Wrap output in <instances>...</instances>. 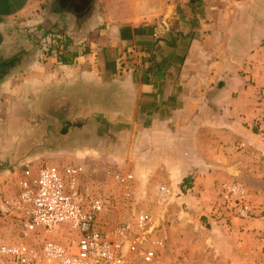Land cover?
<instances>
[{"label":"crops","instance_id":"0c3cea01","mask_svg":"<svg viewBox=\"0 0 264 264\" xmlns=\"http://www.w3.org/2000/svg\"><path fill=\"white\" fill-rule=\"evenodd\" d=\"M243 1L0 0V193L24 163L47 164L28 150L49 139L48 124L61 137L93 125L100 142L113 135V161L126 157L142 185L162 179L210 223L220 182L255 187L264 172V7L247 15ZM71 149L83 160L68 161L83 167L107 153ZM120 195L113 182L114 209L127 204ZM263 208L260 199L255 217L221 227V260L264 264ZM13 238L0 217V245Z\"/></svg>","mask_w":264,"mask_h":264},{"label":"built area","instance_id":"2783aa9c","mask_svg":"<svg viewBox=\"0 0 264 264\" xmlns=\"http://www.w3.org/2000/svg\"><path fill=\"white\" fill-rule=\"evenodd\" d=\"M260 94L264 102V89ZM259 121L264 135V113ZM83 173L78 163H24L11 195L0 200V217L9 222L14 237L0 245V255L11 264H154L158 253L147 240L154 229L152 214L140 209L131 219L110 222L112 203L99 192H84ZM115 179L122 198L130 201L133 175ZM169 193L156 186V204H164ZM207 212L229 223L254 216V205L244 184L223 181Z\"/></svg>","mask_w":264,"mask_h":264},{"label":"rangeland","instance_id":"374dc122","mask_svg":"<svg viewBox=\"0 0 264 264\" xmlns=\"http://www.w3.org/2000/svg\"><path fill=\"white\" fill-rule=\"evenodd\" d=\"M260 6L264 7V0H244L241 4V8L248 11L247 15ZM73 122L74 121H70L68 124ZM49 126L54 127V131L47 133L49 139L47 140L46 137L43 136L41 139L35 141L34 145L28 150L30 154L40 155V157L36 159V162L59 166L67 163H74L71 161L83 159L76 155L74 149L70 150L71 146L80 145V143H82L88 148L93 149L95 146L98 147V145L101 144L107 149V153L98 157L89 154L84 158L85 176L87 181H96L97 192L102 194V196L112 204L113 182L118 184L115 176L124 173H131L133 175V179L129 183L131 196L134 194L133 201L130 203L129 200H124L122 198L123 189L122 186L118 184L120 187L121 200H123V203L127 204L118 206L117 209L113 208V210H115L114 217L118 219L113 220L112 212L108 220L113 223L125 220V218L130 217L140 209L150 212L154 220V229L147 240L149 245L155 247L158 253V257L154 261V264H232V262L228 263L221 260V255H223V253L219 250L222 247L230 246L228 240L223 236L221 227H231L238 219L225 223L221 221L220 218L215 219L210 216L211 222L204 223L201 220L202 216H199V214L193 210L192 206L174 199L171 188L162 179L158 180L154 177L152 180L142 185L141 177L143 174L134 171L131 167L129 170V166L131 165L128 166L125 164L124 160L126 157H119L118 160L113 161V156L109 155L112 152L109 148H113V135L108 137L104 134L105 139L100 142L99 139H95L93 136V132L96 130L93 125H88L86 127L87 132L70 126L68 133L62 137L57 133L61 127L59 123L48 124L47 127ZM96 127H98V124H96ZM54 136H56V138H54ZM84 136H86V138ZM67 144H69V150L67 153H64V147L67 146ZM68 160L71 161L69 162ZM125 170L127 171L123 173L122 171ZM17 178L18 177L12 178L10 188L15 187ZM259 178L260 180L256 182L257 185L255 187H249L247 184L239 182L248 188L253 205H256L258 200L264 199V172ZM158 185H163L170 191L166 202L162 205L156 204L155 187ZM10 188L0 193V200L11 195ZM115 193H118V191L116 190ZM262 211H264V208ZM255 216L256 215L247 220L240 221L245 222ZM233 264H237V261L235 260Z\"/></svg>","mask_w":264,"mask_h":264}]
</instances>
